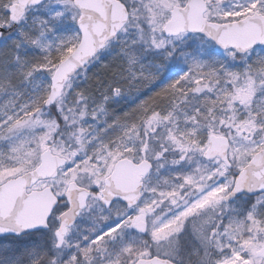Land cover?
<instances>
[{"label":"snow or ice","instance_id":"1","mask_svg":"<svg viewBox=\"0 0 264 264\" xmlns=\"http://www.w3.org/2000/svg\"><path fill=\"white\" fill-rule=\"evenodd\" d=\"M0 264H264V0H0Z\"/></svg>","mask_w":264,"mask_h":264}]
</instances>
